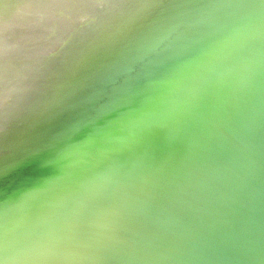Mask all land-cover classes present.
Wrapping results in <instances>:
<instances>
[{
    "label": "water",
    "instance_id": "obj_1",
    "mask_svg": "<svg viewBox=\"0 0 264 264\" xmlns=\"http://www.w3.org/2000/svg\"><path fill=\"white\" fill-rule=\"evenodd\" d=\"M0 264H264V0H0Z\"/></svg>",
    "mask_w": 264,
    "mask_h": 264
}]
</instances>
